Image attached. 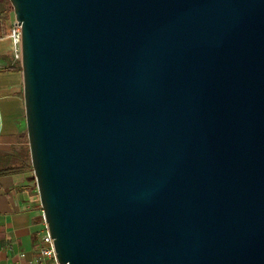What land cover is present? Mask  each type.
<instances>
[{"label": "water", "instance_id": "obj_1", "mask_svg": "<svg viewBox=\"0 0 264 264\" xmlns=\"http://www.w3.org/2000/svg\"><path fill=\"white\" fill-rule=\"evenodd\" d=\"M9 1L58 263L264 264V0Z\"/></svg>", "mask_w": 264, "mask_h": 264}, {"label": "crops", "instance_id": "obj_2", "mask_svg": "<svg viewBox=\"0 0 264 264\" xmlns=\"http://www.w3.org/2000/svg\"><path fill=\"white\" fill-rule=\"evenodd\" d=\"M13 18L0 17V167L25 145L22 67L14 62L7 37ZM29 169L0 175V264H33L44 246V213Z\"/></svg>", "mask_w": 264, "mask_h": 264}, {"label": "built area", "instance_id": "obj_3", "mask_svg": "<svg viewBox=\"0 0 264 264\" xmlns=\"http://www.w3.org/2000/svg\"><path fill=\"white\" fill-rule=\"evenodd\" d=\"M17 24V25H16ZM7 37L12 43V56L14 62L22 67L23 51H22V26L13 18ZM44 234L42 240L43 248L40 250L39 256L34 260L33 264H59L57 254L54 247L53 239L51 238L48 226L44 218Z\"/></svg>", "mask_w": 264, "mask_h": 264}, {"label": "trees", "instance_id": "obj_4", "mask_svg": "<svg viewBox=\"0 0 264 264\" xmlns=\"http://www.w3.org/2000/svg\"><path fill=\"white\" fill-rule=\"evenodd\" d=\"M2 6V3L0 2V17L8 15ZM20 139L23 140L24 143V141L27 140V134L24 133L20 135ZM28 154L29 151L27 145H24L23 147L21 146L20 149L15 150L14 154L9 157L14 165L10 167H0V175L14 173L19 170L21 171L25 169H31L30 158Z\"/></svg>", "mask_w": 264, "mask_h": 264}, {"label": "rangeland", "instance_id": "obj_5", "mask_svg": "<svg viewBox=\"0 0 264 264\" xmlns=\"http://www.w3.org/2000/svg\"><path fill=\"white\" fill-rule=\"evenodd\" d=\"M0 2L2 3V5H3L2 7H3L4 10H6L7 14H9L12 18H14L15 17L14 16V11H13V7H12L10 1L9 0H0ZM24 131L26 133V127L24 128ZM24 143H25V145H27L28 151H29L28 138H27V140L24 141ZM28 155H29V158H30V153ZM30 164H31V159H30ZM27 174L33 177V181L35 180L33 169H32V165H31V169H29ZM35 183H36V181H35ZM36 189H37V186H36Z\"/></svg>", "mask_w": 264, "mask_h": 264}]
</instances>
